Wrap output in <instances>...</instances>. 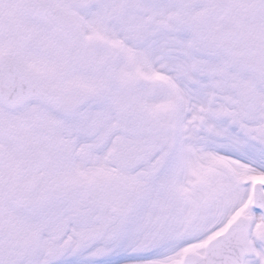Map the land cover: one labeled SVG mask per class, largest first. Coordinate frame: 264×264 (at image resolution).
Segmentation results:
<instances>
[{
	"label": "snow or ice",
	"instance_id": "obj_1",
	"mask_svg": "<svg viewBox=\"0 0 264 264\" xmlns=\"http://www.w3.org/2000/svg\"><path fill=\"white\" fill-rule=\"evenodd\" d=\"M0 264H264V0H0Z\"/></svg>",
	"mask_w": 264,
	"mask_h": 264
}]
</instances>
